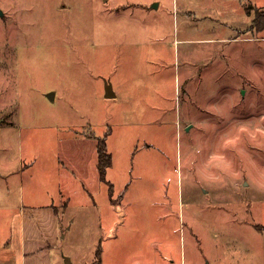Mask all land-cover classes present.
<instances>
[{
	"label": "rangeland",
	"instance_id": "rangeland-1",
	"mask_svg": "<svg viewBox=\"0 0 264 264\" xmlns=\"http://www.w3.org/2000/svg\"><path fill=\"white\" fill-rule=\"evenodd\" d=\"M0 172L53 264H264V0H0Z\"/></svg>",
	"mask_w": 264,
	"mask_h": 264
},
{
	"label": "crops",
	"instance_id": "crops-1",
	"mask_svg": "<svg viewBox=\"0 0 264 264\" xmlns=\"http://www.w3.org/2000/svg\"><path fill=\"white\" fill-rule=\"evenodd\" d=\"M95 145L98 160L97 138ZM22 171L21 167L18 177L24 179ZM2 177L6 184L0 185V264H53V249L60 244L68 224L64 213L70 195H63L58 204L51 196L49 201H34L22 193L19 203L15 204L10 185L12 173L0 172V179ZM237 253L229 255L234 257ZM65 263L71 261L65 260Z\"/></svg>",
	"mask_w": 264,
	"mask_h": 264
},
{
	"label": "trees",
	"instance_id": "trees-1",
	"mask_svg": "<svg viewBox=\"0 0 264 264\" xmlns=\"http://www.w3.org/2000/svg\"><path fill=\"white\" fill-rule=\"evenodd\" d=\"M263 16V14L261 15ZM97 138V145H98V168H99V175H101V178L103 180H106V171L107 168L109 167V165L111 164V154L108 151V145L106 142V138L105 136H95ZM257 226V225H256ZM258 230L260 231H264V226H258ZM97 262H101L102 261V250L101 247L99 245V247L97 248Z\"/></svg>",
	"mask_w": 264,
	"mask_h": 264
},
{
	"label": "water",
	"instance_id": "water-1",
	"mask_svg": "<svg viewBox=\"0 0 264 264\" xmlns=\"http://www.w3.org/2000/svg\"><path fill=\"white\" fill-rule=\"evenodd\" d=\"M2 13H3V12L1 11V14H2ZM113 96H116V93H115V91L113 90V86H112V84H110V82H107L106 97H113ZM70 261H71L70 258L67 257L66 262H70Z\"/></svg>",
	"mask_w": 264,
	"mask_h": 264
}]
</instances>
